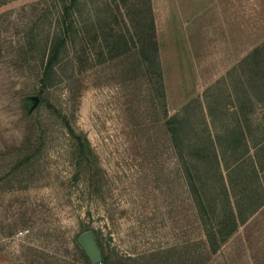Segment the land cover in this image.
<instances>
[{
    "label": "rangeland",
    "instance_id": "obj_1",
    "mask_svg": "<svg viewBox=\"0 0 264 264\" xmlns=\"http://www.w3.org/2000/svg\"><path fill=\"white\" fill-rule=\"evenodd\" d=\"M189 1L202 5L208 19L193 31L169 22L185 18ZM65 3L0 0V264H26V247L71 250L90 226L121 264L210 239L216 250L204 264H264V0H80L73 8L62 76L83 78L75 122L104 170L106 188L97 196L70 182L53 151L43 171L42 150L31 151L39 153L36 166L25 165L28 150L40 143L31 138L23 98L41 87L42 60L62 30ZM152 27L166 113L183 118L185 153L207 197L203 226L173 182L172 157L153 128L151 96L142 88L132 102L108 76L123 40L134 49ZM191 31L195 40L185 38ZM64 85L57 84L58 95ZM29 167L38 170L33 177L19 172ZM223 181L242 218L232 233ZM213 227L217 233H206ZM61 253L54 255L63 259Z\"/></svg>",
    "mask_w": 264,
    "mask_h": 264
},
{
    "label": "trees",
    "instance_id": "obj_2",
    "mask_svg": "<svg viewBox=\"0 0 264 264\" xmlns=\"http://www.w3.org/2000/svg\"><path fill=\"white\" fill-rule=\"evenodd\" d=\"M65 1L62 12V30L50 39L46 56L42 60L41 87L32 95L23 98V111L25 118L30 122L31 127L28 130L33 136L31 138L40 143L37 148L28 150L29 153L25 156V165L30 163L32 166H36L37 154L39 153L31 151L41 152L42 150L43 171L47 164V152L53 151L52 154H55L54 156L67 169L70 182L83 185L88 194L97 196L106 188L107 181L104 179V170L87 136L78 129L75 122L81 96L80 84L83 78L77 77L73 73L62 76V69L67 63V57H64V53L70 44V33L74 27L71 11L74 7L76 8L80 0ZM144 37L147 39L139 41L134 49L126 45L125 40H123L122 51L111 55L109 59L112 61L120 57L116 63L112 64V71L108 76L111 82H114L118 88L125 92V96H131L132 102L138 98L142 88H144V92L147 91L146 96H151L153 128L157 130L155 133L163 138L166 144L164 147L169 150L172 157L173 182L176 184V189L179 188L182 191L192 209V218L197 223L199 221V225L203 226L210 213L207 209L208 201L199 170L196 167V170L191 168V163L185 153L182 137L183 118L179 114L168 116L166 113L165 87L154 27ZM62 82H65L64 91L58 95L56 86ZM138 102L139 100H137L136 106H139ZM237 132L242 137L241 126H238ZM236 134L235 131L230 132L233 138ZM229 148L235 150L234 145H230ZM23 166L21 164L18 168ZM30 168L19 170V172L26 175L32 169ZM236 169V167H232L228 173ZM35 172L38 170L30 172L31 177L35 175ZM28 179L31 180L30 177ZM222 184L223 198L228 205V216L231 224L229 233H232L236 230L237 222L242 218L238 219L231 206L227 186L224 181ZM228 185L231 186L229 175ZM198 228V224L196 227L191 226V232L194 233V230ZM215 228L213 227L212 231L206 229V233H212ZM88 229L96 233L91 226L85 230ZM7 233L9 234V232ZM213 233L217 232L214 230ZM97 244L105 264H121L120 258L107 251L99 240H97ZM199 244L203 245L202 249H199ZM26 249V264H90L84 251L76 242V238L72 241L71 250H68L67 245H64L61 251H58V248L56 251L47 249L45 253L29 247ZM215 250L216 246L211 245V239L209 241L198 240L194 243H187L184 251L177 249L154 250L128 259L135 264H204ZM59 252L65 256L63 259H58L54 255Z\"/></svg>",
    "mask_w": 264,
    "mask_h": 264
},
{
    "label": "crops",
    "instance_id": "obj_3",
    "mask_svg": "<svg viewBox=\"0 0 264 264\" xmlns=\"http://www.w3.org/2000/svg\"><path fill=\"white\" fill-rule=\"evenodd\" d=\"M184 10H185V15L186 16L187 15H192L191 16L192 18H189V17L185 16V18L182 19V18H180L178 16L177 17L176 16H172V18L169 19V22H174L175 23L174 26L179 27L180 29H181V26H182L183 29L185 28L187 31H190L192 29L194 30V28H200V25H197V24H201V22H205V21L208 20L206 18V15L204 14L205 11H204L203 6L200 5L199 3L195 4L192 1H189L188 5H187V3H184ZM197 14L199 16H195ZM201 15H203V16H201ZM209 18H211V16H209ZM192 31L189 34L186 33V37L185 38L187 40H195L199 36V35L193 34Z\"/></svg>",
    "mask_w": 264,
    "mask_h": 264
},
{
    "label": "water",
    "instance_id": "obj_4",
    "mask_svg": "<svg viewBox=\"0 0 264 264\" xmlns=\"http://www.w3.org/2000/svg\"><path fill=\"white\" fill-rule=\"evenodd\" d=\"M76 242L78 243L80 248L84 251L90 264H105L102 260V256L97 244L96 236L91 229L81 232L76 237Z\"/></svg>",
    "mask_w": 264,
    "mask_h": 264
}]
</instances>
